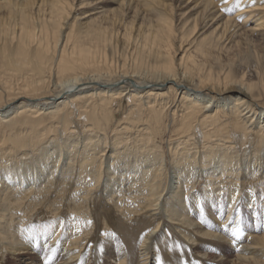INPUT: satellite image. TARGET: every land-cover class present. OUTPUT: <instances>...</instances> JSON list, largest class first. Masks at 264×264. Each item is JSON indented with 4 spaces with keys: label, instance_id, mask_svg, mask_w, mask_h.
<instances>
[{
    "label": "bare ground",
    "instance_id": "6f19581e",
    "mask_svg": "<svg viewBox=\"0 0 264 264\" xmlns=\"http://www.w3.org/2000/svg\"><path fill=\"white\" fill-rule=\"evenodd\" d=\"M103 255L264 264V0H0V264Z\"/></svg>",
    "mask_w": 264,
    "mask_h": 264
},
{
    "label": "rangeland",
    "instance_id": "374dc122",
    "mask_svg": "<svg viewBox=\"0 0 264 264\" xmlns=\"http://www.w3.org/2000/svg\"><path fill=\"white\" fill-rule=\"evenodd\" d=\"M224 217H225V215H224ZM205 218L208 219V221H209V220H210V221H213V220H214L213 217H212L211 215H209V214H208L207 216L205 215ZM253 223H254V222H253ZM249 224H250V223H249ZM251 224H252V222H251ZM114 226H116V225H114ZM242 227H243V226H242ZM99 228H101V226H99ZM99 228H97V232H96V235H95V238H96V239L93 240V242H92V246H91V247L89 246V248H88V251H87L88 253L90 252V248H91V249L96 248L97 245H98V244L101 242V240H102V232H103V229L99 230ZM229 229H230L231 231L234 230L233 227H229ZM98 233H99V234H98ZM97 236H98V237H97ZM99 236H100V237H99ZM114 238H115V237H114ZM96 240H97L98 242H99V240H100V242L98 243ZM95 243H96V244H95ZM94 244H95V245H94ZM93 245H94V246H93ZM101 245H103V247H104V242H103V244H101ZM104 251H105V254H106V249H105ZM87 252H84V253H85V258L87 257V254H88ZM83 255H84V254H83ZM100 258H101V257H100ZM102 258H103V259H102ZM102 258H101V259H102L103 261H102L101 259H99V261H100V260H101V261H100L98 264H104V263H105L106 256L103 255ZM185 262H186V261H185ZM110 263H111V262H108V264H110ZM112 263H113V262H112ZM200 263H201V262H200ZM84 264H85V263H84ZM105 264H106V263H105Z\"/></svg>",
    "mask_w": 264,
    "mask_h": 264
},
{
    "label": "snow or ice",
    "instance_id": "6c2138e0",
    "mask_svg": "<svg viewBox=\"0 0 264 264\" xmlns=\"http://www.w3.org/2000/svg\"><path fill=\"white\" fill-rule=\"evenodd\" d=\"M236 234H238V229L233 230V235H236ZM185 264H190V262L186 261Z\"/></svg>",
    "mask_w": 264,
    "mask_h": 264
}]
</instances>
